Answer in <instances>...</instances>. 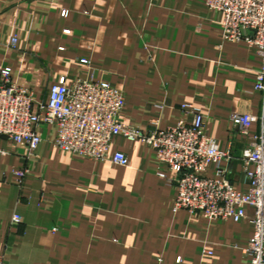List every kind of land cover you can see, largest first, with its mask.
I'll use <instances>...</instances> for the list:
<instances>
[{"label": "crops", "instance_id": "1", "mask_svg": "<svg viewBox=\"0 0 264 264\" xmlns=\"http://www.w3.org/2000/svg\"><path fill=\"white\" fill-rule=\"evenodd\" d=\"M119 3L0 0V71L10 69L38 102L47 101L61 77L68 85L106 82L124 97L119 122L144 131L152 123L160 129L190 124L180 107L191 105L204 115V135L230 151L234 189L248 193L240 158L250 141L230 118L248 112L257 119L251 134L264 128L255 50L224 41L221 16L205 0H127L126 12ZM124 64L141 66L142 74L135 68L119 81L101 68ZM37 131L36 161H24L10 141L0 140L8 153L0 158L4 264H250L251 208L239 223L174 213L175 174L148 146L115 137L105 161H94L54 148L55 126ZM116 152L126 155L127 167L113 165ZM22 168L27 173L18 184L13 171ZM14 215L21 217L18 225Z\"/></svg>", "mask_w": 264, "mask_h": 264}, {"label": "built area", "instance_id": "2", "mask_svg": "<svg viewBox=\"0 0 264 264\" xmlns=\"http://www.w3.org/2000/svg\"><path fill=\"white\" fill-rule=\"evenodd\" d=\"M206 6L221 16L224 41L246 43L261 60L254 90L262 95L264 123V0H206ZM10 45H16L15 36ZM80 64L88 65V61L81 60ZM123 106L122 93L110 84L78 79L68 85L65 77L50 87L46 102H38L31 90L12 80L10 69L0 71V140L10 141L24 161L38 159L42 138L37 128L41 125L56 127L54 148L88 160L105 161L115 137L140 142L175 174L174 213L185 211L209 221L239 223L247 219L245 208H251L253 215L248 220L254 232L246 253L250 264H264V128L259 135L250 132L257 119L248 112H236L230 118L250 141L240 158L249 187L243 194L227 177V167L233 160L230 151L221 150L204 135L201 110L182 105L181 110L192 117L190 124L179 121L174 127L160 129L152 123L144 131L119 122ZM7 155L0 147V158ZM112 163L127 167L128 159L116 152ZM209 169L214 170L213 177L206 175ZM26 173V168L13 171L18 184ZM21 221L18 215L12 217L13 225ZM0 264H4L1 257Z\"/></svg>", "mask_w": 264, "mask_h": 264}, {"label": "rangeland", "instance_id": "3", "mask_svg": "<svg viewBox=\"0 0 264 264\" xmlns=\"http://www.w3.org/2000/svg\"><path fill=\"white\" fill-rule=\"evenodd\" d=\"M205 3H206V0H205ZM109 5H110V3H109ZM119 9L122 10V11H125V12L128 11L127 0H120ZM101 68L103 70H106L105 72L107 74L105 76H107L106 77L107 79H111V77H113V78H115V79H117L119 81L121 79H124L126 77V75H128V74H130V75L134 74V72L137 73V74H142V67L141 66H136L135 67L136 71H134L135 68L133 69V67L125 65V64L124 65H119V66H116V67H101ZM111 69H114L117 72L116 73L114 72L113 75H112V72H108L107 71V70H111Z\"/></svg>", "mask_w": 264, "mask_h": 264}]
</instances>
